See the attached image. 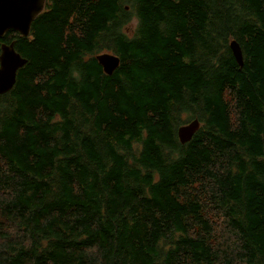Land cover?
I'll return each mask as SVG.
<instances>
[{
	"label": "trees",
	"instance_id": "16d2710c",
	"mask_svg": "<svg viewBox=\"0 0 264 264\" xmlns=\"http://www.w3.org/2000/svg\"><path fill=\"white\" fill-rule=\"evenodd\" d=\"M3 42L0 264H264V0H46Z\"/></svg>",
	"mask_w": 264,
	"mask_h": 264
},
{
	"label": "water",
	"instance_id": "95a60500",
	"mask_svg": "<svg viewBox=\"0 0 264 264\" xmlns=\"http://www.w3.org/2000/svg\"><path fill=\"white\" fill-rule=\"evenodd\" d=\"M45 1L46 0H32L29 2L28 0H0V37L4 36L9 30H16L22 35L28 36L31 32L33 21L45 8ZM230 44L237 61L243 65V53L240 44L236 40H232ZM1 51L0 94H4L13 88L16 83L19 68L24 66L28 60L16 50L14 42H3ZM97 57L104 66L105 71L109 74H112L120 64V58L113 54L103 53L99 54ZM5 77H9V79L3 82ZM194 125H196V129H192L191 137L187 138L185 135L186 137L184 139L181 138V129L188 125L184 124L178 128L177 133L182 143L191 140L193 135L199 130L201 123L198 119H194L192 125L189 126L188 129L190 130Z\"/></svg>",
	"mask_w": 264,
	"mask_h": 264
},
{
	"label": "rangeland",
	"instance_id": "374dc122",
	"mask_svg": "<svg viewBox=\"0 0 264 264\" xmlns=\"http://www.w3.org/2000/svg\"><path fill=\"white\" fill-rule=\"evenodd\" d=\"M138 22H137V18L133 16L131 22L125 26L124 30L125 31H131L133 30L136 26H137ZM103 53H109V54H112L111 52H101L100 54H103ZM188 119V120H187ZM187 120L186 123L184 124H187L189 123L190 121H192L193 119L190 118L187 114H183L182 115V119H181V122ZM184 124H181V125H184ZM180 125V126H181ZM179 126V127H180ZM201 126V125H200ZM178 127V128H179ZM196 129V125L192 126L190 128V130L188 131V133L186 134L187 138L191 137V133H192V129ZM180 140V139H179ZM181 141V140H180ZM182 142V141H181ZM210 215L212 216L213 218V223H214V231L210 237V239L212 240V243H216V242H219L221 241V237L224 235V229H222V222H221V216L219 215V213H214V212H210ZM193 233L196 234V231L193 230Z\"/></svg>",
	"mask_w": 264,
	"mask_h": 264
},
{
	"label": "bare ground",
	"instance_id": "6f19581e",
	"mask_svg": "<svg viewBox=\"0 0 264 264\" xmlns=\"http://www.w3.org/2000/svg\"><path fill=\"white\" fill-rule=\"evenodd\" d=\"M29 1H32V0H28V2H29ZM133 11H134V10H133ZM9 77H10V76H9ZM9 77H5L4 80L2 79L3 82H5L7 79H9ZM192 123H193V121H191L190 123L186 124V125H188V126H184V127L181 129V138L184 139V138L186 137L185 135H186L187 131L189 130L188 127L191 126Z\"/></svg>",
	"mask_w": 264,
	"mask_h": 264
}]
</instances>
